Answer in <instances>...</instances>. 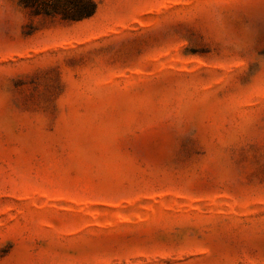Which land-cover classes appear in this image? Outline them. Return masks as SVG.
I'll use <instances>...</instances> for the list:
<instances>
[{"label":"rangeland","instance_id":"rangeland-1","mask_svg":"<svg viewBox=\"0 0 264 264\" xmlns=\"http://www.w3.org/2000/svg\"><path fill=\"white\" fill-rule=\"evenodd\" d=\"M94 1L68 22L0 0V264H264L249 0L237 27L212 0Z\"/></svg>","mask_w":264,"mask_h":264},{"label":"snow or ice","instance_id":"snow-or-ice-1","mask_svg":"<svg viewBox=\"0 0 264 264\" xmlns=\"http://www.w3.org/2000/svg\"><path fill=\"white\" fill-rule=\"evenodd\" d=\"M216 7L222 9L223 19L226 24L237 27L233 21L232 9L236 5L228 3V0H212ZM244 24L237 27V32L241 41V54L247 51L249 54L259 40V47L264 48V0H249L245 5ZM184 28H192L194 24L191 22H183ZM237 143L255 144L259 142L261 152L264 153V113H261L259 119L254 121L249 127L241 130L237 136Z\"/></svg>","mask_w":264,"mask_h":264},{"label":"trees","instance_id":"trees-1","mask_svg":"<svg viewBox=\"0 0 264 264\" xmlns=\"http://www.w3.org/2000/svg\"><path fill=\"white\" fill-rule=\"evenodd\" d=\"M21 4L34 15L59 17L68 22L91 18L97 10L94 0H21Z\"/></svg>","mask_w":264,"mask_h":264}]
</instances>
